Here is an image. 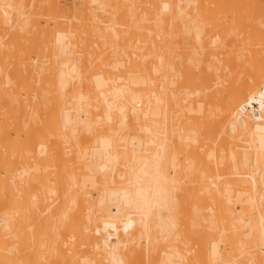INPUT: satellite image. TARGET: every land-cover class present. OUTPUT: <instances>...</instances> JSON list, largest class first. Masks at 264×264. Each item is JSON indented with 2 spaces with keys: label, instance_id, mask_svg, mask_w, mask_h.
<instances>
[{
  "label": "bare ground",
  "instance_id": "6f19581e",
  "mask_svg": "<svg viewBox=\"0 0 264 264\" xmlns=\"http://www.w3.org/2000/svg\"><path fill=\"white\" fill-rule=\"evenodd\" d=\"M0 264H264V0H0Z\"/></svg>",
  "mask_w": 264,
  "mask_h": 264
}]
</instances>
